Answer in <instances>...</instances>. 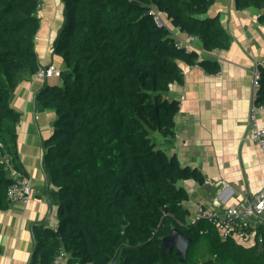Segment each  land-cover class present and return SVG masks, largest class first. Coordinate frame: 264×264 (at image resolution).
Listing matches in <instances>:
<instances>
[{"label":"trees","instance_id":"obj_1","mask_svg":"<svg viewBox=\"0 0 264 264\" xmlns=\"http://www.w3.org/2000/svg\"><path fill=\"white\" fill-rule=\"evenodd\" d=\"M216 0H63L64 22L54 53L68 71L62 85H47L36 101L57 113L43 140V169L53 187L58 226L33 227L30 264H54L62 249L68 264H264V243L245 248L223 241L208 220L190 223L184 180L203 182L197 169L157 147L151 132L175 137L179 102L167 95L181 83L178 61L200 64L196 51L179 47L168 23L198 37L211 51L231 35L219 16H206ZM43 0H0V210L11 207L13 182L1 157L23 172L18 151L21 113L11 104L19 84L41 66L36 40ZM238 10L264 0H235ZM159 19L161 23L159 22ZM255 103L264 106V65ZM174 228L191 239L187 259L163 249Z\"/></svg>","mask_w":264,"mask_h":264},{"label":"crops","instance_id":"obj_2","mask_svg":"<svg viewBox=\"0 0 264 264\" xmlns=\"http://www.w3.org/2000/svg\"><path fill=\"white\" fill-rule=\"evenodd\" d=\"M48 1L36 40L39 61L41 66L54 64L60 72L68 71L53 48L62 27L57 22H64V3ZM262 14L263 10L256 7L238 10L235 0H216L206 16L220 17L231 35V44L211 51L198 37L181 32L164 18L172 35L187 50L196 51L199 61L220 65L218 72L211 73L200 64L178 61L184 79L173 83L167 93L180 106L176 135L162 136L157 144L170 156L176 155L182 166L197 169L203 177V182L189 179L180 183L190 195L184 203L190 221L199 206L226 208L245 195L264 190V150L252 138L250 121L255 96L252 72L264 63ZM53 79H58L55 84H63L61 76L41 78L36 74L23 80L12 93L11 104L22 115L18 126L22 173L33 185V196L26 203H12L9 209L0 210V264H29L34 252V225L45 221L53 227L59 223L58 207L48 198L47 189L53 186L43 169L42 144L54 132L57 113L36 101L40 89L55 85ZM256 118L264 126V108L258 109ZM59 264H68V259Z\"/></svg>","mask_w":264,"mask_h":264},{"label":"built area","instance_id":"obj_3","mask_svg":"<svg viewBox=\"0 0 264 264\" xmlns=\"http://www.w3.org/2000/svg\"><path fill=\"white\" fill-rule=\"evenodd\" d=\"M159 22L161 23L160 19ZM179 47H187L184 43L178 42ZM264 65V63L262 64ZM37 75L41 78L52 76H61V72L54 64L40 66ZM261 72L260 68L253 70L252 83L254 87V103L251 108V125L252 138L264 150V126H260L256 115L259 108L255 103L256 93L260 85ZM1 161L5 162L9 168L10 176L13 182L8 190V198L12 203L28 202L33 196V185L29 178L23 173L16 170L10 160L1 157ZM264 190L254 195L243 196L236 205L219 208V207H202L199 206L195 217L190 223H196L200 220H208L217 230L221 240L226 241L233 239L237 244L252 248L258 244L264 243ZM58 225L53 226L57 228ZM66 257V252L61 248L56 256L54 264H59Z\"/></svg>","mask_w":264,"mask_h":264},{"label":"water","instance_id":"obj_4","mask_svg":"<svg viewBox=\"0 0 264 264\" xmlns=\"http://www.w3.org/2000/svg\"><path fill=\"white\" fill-rule=\"evenodd\" d=\"M190 243L191 239L189 237H187L179 228H174L169 235L163 238L161 247L163 249L175 248L177 250L179 260L181 262H185Z\"/></svg>","mask_w":264,"mask_h":264},{"label":"rangeland","instance_id":"obj_5","mask_svg":"<svg viewBox=\"0 0 264 264\" xmlns=\"http://www.w3.org/2000/svg\"><path fill=\"white\" fill-rule=\"evenodd\" d=\"M48 2H49L48 0H43V3L41 5V10L39 12V16L41 18V22L44 20L43 11H44L45 6H47ZM56 10H57L58 13H61V10H60V8L58 6H57ZM54 17H56V14H54ZM56 20H58V17H57V19L55 18V22H56ZM57 26L60 28L62 26V23L60 21H58L57 22ZM51 81H52V84H55V82L56 83L58 82V79H53ZM150 136H151L152 140L155 141L159 145L158 141L163 135L159 131H155V132H151Z\"/></svg>","mask_w":264,"mask_h":264}]
</instances>
